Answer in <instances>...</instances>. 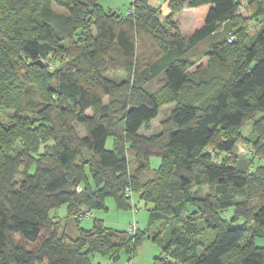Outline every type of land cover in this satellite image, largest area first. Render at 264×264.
<instances>
[{"label":"trees","instance_id":"1","mask_svg":"<svg viewBox=\"0 0 264 264\" xmlns=\"http://www.w3.org/2000/svg\"><path fill=\"white\" fill-rule=\"evenodd\" d=\"M153 1L119 15L71 0L62 28L45 0H0V110L15 111L0 120V264L114 263L161 222L172 228L155 264H264V164L252 165L264 159V0H164L163 19ZM204 5L183 37L173 17ZM167 101L168 118L141 134ZM249 121L254 139L240 132ZM134 193L152 204L146 230L79 226L78 213L108 197L128 210ZM62 205L74 236L49 215ZM202 230L213 238L199 250Z\"/></svg>","mask_w":264,"mask_h":264},{"label":"rangeland","instance_id":"2","mask_svg":"<svg viewBox=\"0 0 264 264\" xmlns=\"http://www.w3.org/2000/svg\"><path fill=\"white\" fill-rule=\"evenodd\" d=\"M45 1H46L47 9L49 8V10H51L52 13L55 15L58 25L62 28H65L67 23L62 24V21L67 19L68 9H69L68 6L70 5L71 0H45ZM131 1L132 0H97V2L102 6V8L105 11H113V12L115 11L119 15H124L127 12L128 8L131 7L130 6ZM153 2H154V5L156 7L162 8L160 16H161V19H163L164 15L166 14L165 1L164 0H155ZM242 12H244V9L242 10ZM172 20L176 21L178 23L177 15L174 16ZM64 22H66V20ZM178 25H179V23H178ZM90 31H91V33H94V29H93V32H92V29ZM143 54L147 55V52H145ZM197 64L198 65H205L206 59L203 58ZM194 67H192L191 70ZM107 76H109L115 80H119L122 78V75H120L118 72H109L107 74ZM54 83L55 82H53V84ZM156 84H157V80H154L149 84V86L151 89H154V88H156ZM107 100H108L107 97H104L102 99L103 102H107ZM173 106H174L173 102L167 101V102L161 103L157 116L149 122L150 126L148 128H145V127L141 128L140 132L142 134L147 135V134H151V133L157 131L160 123L163 120L167 119L168 116L170 115V112L173 109ZM14 113H15V111L13 108L8 109L6 111L0 110V120L5 122L7 114L12 115ZM87 113L89 115H91L92 111L90 109H88ZM17 114L19 115L18 112H17ZM260 115H261L260 113H256V114H254L253 117L258 118ZM77 128H78L79 134L84 135V130L79 126ZM240 132L244 137H249L251 139H254L253 138L254 134L251 132V121L246 123L241 128ZM110 146H111V138H107L106 147L109 148ZM17 149H18V146L15 148V150H17ZM209 150H211V149H209ZM246 151H247V153H249L250 149L247 150L244 145L239 144L235 148L234 153L237 155V159L242 160L244 158L246 159V157L248 156V154H246ZM159 162H160L159 157H157L155 155L151 156L149 159V168L143 172V174L141 175V178L142 179L150 178L152 176L153 170L159 166ZM258 164H264V159H256L252 165H253V167H255ZM33 170H34V168L30 169V171L32 173L34 172ZM248 171L251 172L252 168L248 169ZM202 189L204 191L203 193H205L207 191L206 188H202ZM133 199H134V203L138 207V212H137L136 216H137V220L139 222L138 224L140 225L139 228L142 231H144L147 228L148 213H149V210L152 208V204L146 203L144 200L140 199L138 197V193L133 194ZM105 203L107 206L108 205L110 206V209L107 211H104V212L103 211H98V212L100 213V215H102L108 219L109 217L114 216V214L116 213L115 211H117V210H115V208L113 207V199L112 198L108 197L106 199ZM65 208H66V206L62 205L58 210H51L49 215H50V217H52L54 219H56V218L62 219V222L67 224V226H68L67 232L69 233L68 229L70 227V222L66 221L68 218L65 217ZM130 211H131V209H130ZM120 212L121 211H119V213ZM94 213L98 214L97 211H95ZM86 216H88V214L84 215L83 217H86ZM230 216H231V212L228 213L227 217H230ZM91 219L92 218L87 217L84 220H82V226H88L89 223H91ZM71 221L74 222L73 220H71ZM241 221H242L241 219H238L235 222L237 224H239ZM106 222H107L106 223L107 225H111L115 228H118V229L123 228L122 225L117 226V225H114L113 223H108V221H106ZM131 223H129L128 226ZM128 226H127V228H128ZM127 228H126V230H127ZM171 228H172V224L171 225L165 224L163 222L156 224L152 228L153 229L152 234L154 236L158 237L157 240L153 239L150 236V233L144 232V235H143L140 243L138 245H136V247H135L134 255L131 257V256H129L128 252H123L122 254L119 255V259H117V261L114 262L113 264L119 263V261H121L122 259H125V261L128 264H143V263L144 264H155L156 263V257H159L160 253H161V245H164L166 243V241L168 240L170 232H171ZM69 234L72 235L71 233H69ZM212 238H213L212 232L202 230L201 234L199 235V239L201 242V247H199L200 248L199 250H201L202 247H204V245H206L210 240H212ZM254 242L257 246H263L264 245V239L260 238V237H256ZM106 259H107V256H102L100 254H93L91 256V261L93 264H96V263L97 264H104L105 261H107Z\"/></svg>","mask_w":264,"mask_h":264},{"label":"crops","instance_id":"3","mask_svg":"<svg viewBox=\"0 0 264 264\" xmlns=\"http://www.w3.org/2000/svg\"><path fill=\"white\" fill-rule=\"evenodd\" d=\"M208 8H209V6H205V5L199 6L196 8H190V7L183 8V10L177 15V19H178V23H179L178 30L183 37L189 36L195 29H197L198 27H200L202 25ZM86 113H87V111H86ZM140 131H141V129L139 130V132ZM143 135L148 136L150 134H147V135L143 134ZM105 201H106V199H105ZM133 202H134V199H133ZM105 207H106L105 210L87 211L88 216L80 217L79 226L84 228V229H89L91 227V224H92V219L97 218V219L103 220V222L105 224L107 223L106 221H108V223H113L114 225H117V226L122 225L123 230H126L129 223H131L132 221H135L137 224V227L139 228L140 225L138 224L139 222H138L137 216H136L137 213L134 215V214H132L130 209H128V210L117 209L115 206V203L113 201V207L117 211H115L116 213L114 214V216L109 217L107 219L104 216L100 215V213L98 212V211L104 212V211H107L110 209V206L109 205L107 206L106 203H105ZM95 211H97L98 214L94 213ZM119 211H121V212L119 213ZM65 217H66V208H65ZM87 217L92 218L91 223H89L88 226H82V220H84ZM67 218H66L67 219L66 221L70 222V227H69L68 231H69V233H71L74 236V235H76V232H77L75 223L71 221V218H69V217H67ZM64 225H65V228L67 231L68 226L65 223H64ZM106 260L107 261H105L104 264H113L108 257ZM116 264H128V263L125 261V259H122L121 261H119V263H116Z\"/></svg>","mask_w":264,"mask_h":264},{"label":"built area","instance_id":"4","mask_svg":"<svg viewBox=\"0 0 264 264\" xmlns=\"http://www.w3.org/2000/svg\"><path fill=\"white\" fill-rule=\"evenodd\" d=\"M234 38V36H230L227 41L230 42L232 39ZM250 152V151H249ZM125 192H126V195H131V190L130 188L126 187L125 188ZM131 212L132 214H136L138 212V208H137V205L133 202H131ZM88 213L85 211V212H80L78 213V216L79 217H83L84 215H87ZM137 230V225H136V222L133 221L127 228V232L130 234V235H133Z\"/></svg>","mask_w":264,"mask_h":264}]
</instances>
